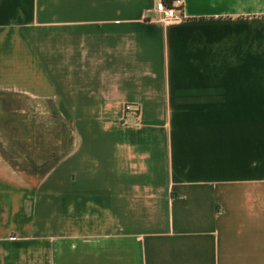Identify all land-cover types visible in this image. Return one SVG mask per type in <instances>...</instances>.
Returning <instances> with one entry per match:
<instances>
[{
  "label": "crops",
  "instance_id": "crops-1",
  "mask_svg": "<svg viewBox=\"0 0 264 264\" xmlns=\"http://www.w3.org/2000/svg\"><path fill=\"white\" fill-rule=\"evenodd\" d=\"M156 1L0 0V90L72 135L0 156V264H264V0Z\"/></svg>",
  "mask_w": 264,
  "mask_h": 264
},
{
  "label": "rangeland",
  "instance_id": "rangeland-1",
  "mask_svg": "<svg viewBox=\"0 0 264 264\" xmlns=\"http://www.w3.org/2000/svg\"><path fill=\"white\" fill-rule=\"evenodd\" d=\"M5 102V106L3 105L5 109L7 108L10 112L15 111L16 115L19 117L18 120L16 119L17 124L23 123L27 125L26 127H31V135L34 134L38 139L39 133H45L43 143H46L49 149L48 151L42 153L37 151L39 148L35 150L24 149L21 147V144L19 145V137L17 135L11 134L5 127L0 126V147L5 154H0V156L8 165L9 163L6 158H13L14 155L20 156L19 160L23 158H31L34 160V164H36V166L41 167L46 165L48 161L53 159L55 156V153L51 152V146L55 142V139L53 138V129H55V125L58 123L57 121H60V117L54 113L52 102L48 100L34 99L26 95L7 97ZM2 103V98L0 97V113H3L2 111L4 110ZM3 125L5 124L3 123ZM58 142L60 141L57 140V143ZM57 153L59 155L61 152L59 151ZM10 167L30 186H33V184L39 180L37 179L38 176L26 173L28 171H19L18 169H14L12 166Z\"/></svg>",
  "mask_w": 264,
  "mask_h": 264
},
{
  "label": "trees",
  "instance_id": "trees-1",
  "mask_svg": "<svg viewBox=\"0 0 264 264\" xmlns=\"http://www.w3.org/2000/svg\"><path fill=\"white\" fill-rule=\"evenodd\" d=\"M166 2L169 4L172 2V0H166ZM21 94H17L14 92H9V91H4L0 90V97L2 98V107L5 106V101L6 98L8 97H14V96H19ZM4 105V106H3ZM4 110L2 111L3 113H0V126L5 127L11 134H15L19 137V145L21 144V147L24 149H30V150H35L39 148L40 153L48 151V145L46 143H43V137L45 133H39L38 139L35 137L34 134H30V128L31 127H26L27 125L21 123L17 124L18 116L16 115V112H10L3 108ZM54 110V108H53ZM54 113L59 117V114L56 110H54ZM17 119V120H16ZM58 123L55 125V129H53V138L55 139L54 144L51 146V152L55 153V156L53 159L48 161L46 165L43 166H36L34 164V160L29 158H23L19 160L20 156L14 155L13 158H6L7 162L9 163L10 166H12L14 169H18L19 171H28L29 175H36L38 176L37 179H40L45 175V173L55 165V163L58 161L59 157L62 156L63 154L67 153L69 149L71 148V131L70 128L67 127L66 123L60 118V121H57ZM3 123L5 125H3ZM32 133V132H31ZM28 139V140H27ZM57 140L60 141L57 143ZM1 143V142H0ZM61 152L58 153L57 152ZM0 154L5 155L2 148L0 147ZM29 165V166H28ZM36 166V167H35ZM30 168V170H29Z\"/></svg>",
  "mask_w": 264,
  "mask_h": 264
},
{
  "label": "built area",
  "instance_id": "built-area-1",
  "mask_svg": "<svg viewBox=\"0 0 264 264\" xmlns=\"http://www.w3.org/2000/svg\"><path fill=\"white\" fill-rule=\"evenodd\" d=\"M182 10V0H172L171 3H167L166 0H157L154 6L155 13L157 14L154 19L163 23V24H172L182 19V15L178 13L177 7ZM126 110H129L130 107L126 106ZM124 117V120L128 123H133L136 119V114H127Z\"/></svg>",
  "mask_w": 264,
  "mask_h": 264
}]
</instances>
